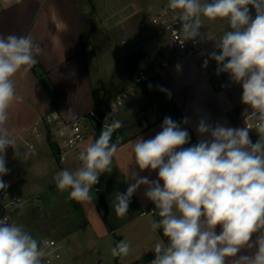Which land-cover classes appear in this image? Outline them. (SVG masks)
I'll list each match as a JSON object with an SVG mask.
<instances>
[{"label": "clouds", "instance_id": "1", "mask_svg": "<svg viewBox=\"0 0 264 264\" xmlns=\"http://www.w3.org/2000/svg\"><path fill=\"white\" fill-rule=\"evenodd\" d=\"M167 9L181 22L183 41L205 38L200 31L203 19L227 24L228 30L215 40L219 53L209 56L217 64V74L228 73L241 85L242 103L248 106L245 126L213 125L201 118L196 126L200 139L184 147L191 140L183 127L188 119L177 122L166 116L154 137L138 138L133 144L135 165L141 172L156 171L158 178L129 173L134 183L116 193L115 213L125 216L131 197L145 187L144 196L159 217L152 229H162L167 238L155 244L151 264H264V0H168ZM42 51L30 34L0 35V190L8 186L2 179L10 171L6 150L15 145L7 127L8 110L16 98L13 77L34 66ZM207 66L205 60L203 67ZM176 70H181L179 64ZM122 126L119 120L105 124L99 137L80 151L82 166L57 173V189L67 190L71 200H91L100 175L111 171L123 139L113 142L112 137ZM250 130L257 133L255 143ZM16 206L23 208L24 202ZM46 244L23 225L0 218V264H43ZM243 249L254 252L240 255ZM129 252L125 240L111 248L113 257Z\"/></svg>", "mask_w": 264, "mask_h": 264}, {"label": "crops", "instance_id": "2", "mask_svg": "<svg viewBox=\"0 0 264 264\" xmlns=\"http://www.w3.org/2000/svg\"><path fill=\"white\" fill-rule=\"evenodd\" d=\"M95 13L96 5L93 0H0V35L30 34L34 43L41 45L43 49L34 68L31 67L26 72L21 70L13 77L16 98L8 110L7 127L16 144L14 148L6 150V167L10 171L4 178L8 188L19 195L25 191L41 189L52 197L48 198L51 203L46 210L35 206L22 214L14 215L12 211V217L37 240H54L58 250L61 245L56 236L65 235L72 222L59 219L66 208L62 199H67L68 195L64 193L62 196L59 193L55 176L65 168L75 171L78 167L75 151L70 152L64 162L55 160L46 141V129L50 127L42 119L53 111L68 122L86 117L94 109V88L107 82L109 86L116 87L114 92L117 94L133 85L131 81L129 85L121 86L117 79L107 81L99 77L98 73L96 76L91 73L83 35L85 31L90 34L94 31L92 16ZM113 19H100V25L106 34L110 28L117 26ZM139 31L142 42L133 45L125 54L143 50L144 60L138 62L137 67L148 68L155 63V55L169 52L172 46L170 44L169 47L162 48L158 37L151 35L146 29L141 28ZM202 58H205L203 54L179 58L158 74L152 75L154 80L144 87L142 96L136 92L135 98L120 107L123 119L118 118L117 110L114 111L119 121L131 120L143 109L155 110L158 118L131 134L128 141L118 146L112 158L111 171L100 175L98 183L91 190V200H74L76 211L82 212L81 217L84 218V238L92 241L91 248L87 251L95 249L102 237L108 236L109 229V238L114 246L120 240L130 243L129 254L126 257H115V264H151L155 258V244L161 239L167 241L162 229H152L153 221L159 217L153 214L155 205L144 196V186L131 197L125 216L118 217L115 213L116 193L126 192L129 184L134 183L129 173L136 172L138 176H147L150 180L158 178L156 171L146 169L141 172L135 165L133 144L136 139L152 138L161 130L164 118L159 113H166L167 108L172 107L179 122L182 118H187L194 144L200 139L196 126L201 118L213 125L221 123L233 128L245 126V110L248 106L242 103L241 85L231 81L227 73L225 87L213 89L209 79L199 70ZM178 64L181 66L179 72L176 70ZM34 128H37V133L27 134ZM249 136L253 143L258 139L255 130H250ZM94 141L93 133L89 134L78 150H84ZM28 142L33 144V148L27 145ZM45 231H52L56 236L43 239L41 233ZM219 231L217 226V232ZM256 235L254 234L253 239ZM252 252L254 249H243L240 255ZM46 259L50 261L47 262ZM79 260L88 264L84 254L66 257L51 254L43 258V264H80Z\"/></svg>", "mask_w": 264, "mask_h": 264}, {"label": "rangeland", "instance_id": "3", "mask_svg": "<svg viewBox=\"0 0 264 264\" xmlns=\"http://www.w3.org/2000/svg\"><path fill=\"white\" fill-rule=\"evenodd\" d=\"M167 2L168 0H93V3L96 5V13L94 17L92 16L95 28L91 34L85 31L83 35L91 73L95 76L96 73H98L99 77L107 81H114L117 79L120 81L121 86L129 85L131 81L133 83L132 79L134 73L129 71V64L127 62L128 55L125 54V51L131 50L133 45L142 42L143 38L138 34L141 28L148 30L151 35L158 37V39L161 40L162 48H167L166 46L170 45L166 34L152 26L149 22L152 12ZM251 14L254 17V9H251ZM104 17L114 18L113 20H115L117 25L116 28H110L107 34L100 25V19ZM226 30H228L227 24L219 19L215 21L203 19L200 31L204 34L205 38H199L201 43L200 54H203L205 58H210L209 54L212 51H217L219 53V49L215 48V40ZM141 51L144 53L143 50ZM168 54L169 52L166 53V51L159 52L153 57V61L160 62V58L166 57ZM198 55L199 54H196V56ZM142 58L143 56L140 57L139 62ZM151 77L152 73L148 80L135 86V90L140 93V96H142L144 87L153 82L154 79ZM105 83L106 84L101 85L109 86V83ZM115 94L116 93L113 91L110 96L112 97ZM168 108L166 113H159L160 117L165 118L169 116L174 121L179 122L178 116L174 114L173 108L170 107L171 110ZM118 109L117 116L119 119H123L122 112H119L121 108ZM157 118L158 114L153 109L140 110L130 120L133 122V127L127 132L128 136L150 125ZM76 165L78 168L80 167L78 162ZM45 192L46 191L41 189H34L21 193V196L24 198V207L14 209V215L22 214L23 211H29L35 206L42 207L46 210V207H48L47 205L51 203L48 201V198L52 199V197L50 194L47 196ZM59 193L62 196L64 193L68 195L67 190L64 192L59 191ZM59 199H61V196H59ZM62 201L63 206L66 208L64 212L59 215V219L68 221L69 223L72 222L70 227L67 228V233L62 235L63 237L60 235L59 237L52 231H45L41 233V237L44 239L50 236H56L60 240L61 248L58 251L61 257L84 254L85 258L88 259V264H115V257L111 255V248L114 244L109 238V229L107 230L108 236H103L95 249L87 251L88 244L84 238L85 228L83 223L84 218L81 217L82 212L76 211L74 200L64 198ZM79 262L80 264H84V260H79ZM71 263H74V261H71Z\"/></svg>", "mask_w": 264, "mask_h": 264}, {"label": "built area", "instance_id": "4", "mask_svg": "<svg viewBox=\"0 0 264 264\" xmlns=\"http://www.w3.org/2000/svg\"><path fill=\"white\" fill-rule=\"evenodd\" d=\"M167 3L155 9L153 14L150 16L149 22L152 26L166 34L167 40L171 44L172 49L169 51L168 56L161 59L160 62H155L148 68L137 67L135 69L133 75V85L118 92L108 100V105L112 112L116 111L119 107L124 106L129 99L135 98L137 96L135 86L148 80L151 73L152 75L158 74L163 68L168 67L181 57L189 55L193 56L201 53V43L199 38H197L196 41H183V36L180 31L181 22L174 18L176 15L175 13L167 9ZM205 60H208L207 68L203 67V62ZM199 70L209 79L213 89L220 90L225 87L227 73L217 74V64L214 60H211L210 58H202L199 62ZM42 121L45 125L50 127L48 129L50 130L52 138L59 148V161L64 162L67 159L68 154L75 151V159L79 163L80 167L82 166V162L78 159V155L81 150H78V148L80 144L84 142L86 137L93 133L94 122H100L102 128L105 124H111L113 122L112 120L98 116H94L93 120L87 117H80L68 122L64 121L60 114L56 111L45 115ZM37 132V128H34L31 131H28L27 134ZM27 145L30 148H33L32 143L28 142ZM2 179L7 184L5 178L3 177ZM20 200L24 202V198L8 188V186L5 190H0V218L8 217L10 222H15L12 217V211L18 208L16 204ZM46 242L45 257L51 254L55 257H59L60 254L55 241L48 240ZM46 261L49 262L50 259H46Z\"/></svg>", "mask_w": 264, "mask_h": 264}, {"label": "trees", "instance_id": "5", "mask_svg": "<svg viewBox=\"0 0 264 264\" xmlns=\"http://www.w3.org/2000/svg\"><path fill=\"white\" fill-rule=\"evenodd\" d=\"M143 56V52L140 51H134L132 52L130 55L127 56V62L129 64V71L134 73L135 69L138 65L139 59L140 57ZM34 66H32V68H34ZM115 86H106V85H100L96 88L93 89V100H94V109L93 112L89 115H87L86 117L89 119H94V116H98L101 118H107L109 120H118L115 115L114 112H112V110L110 109L109 105H108V100L111 98V93L115 90ZM183 120V118L181 119ZM122 122V127L117 129L114 133H113V137L112 140L113 142L116 141L117 137H122L123 139L119 142L118 146L122 145L123 143H125L126 141L129 140V137L127 132L133 127V122L130 120H124L121 121ZM183 127H185L191 137L190 143L188 145H185L184 147H188L194 144V138L191 134V131L188 127L187 124H184ZM102 130V125L100 122L95 121L94 122V131H93V138L94 140H96L99 137V134ZM46 141L52 151V154L55 158V160L57 162H59L58 159V155H59V148L56 144V142L53 140L52 135L50 133V130L47 129L46 131ZM150 257V256H148Z\"/></svg>", "mask_w": 264, "mask_h": 264}, {"label": "water", "instance_id": "6", "mask_svg": "<svg viewBox=\"0 0 264 264\" xmlns=\"http://www.w3.org/2000/svg\"><path fill=\"white\" fill-rule=\"evenodd\" d=\"M87 244H88L87 248L90 249L91 248L92 241H87Z\"/></svg>", "mask_w": 264, "mask_h": 264}]
</instances>
